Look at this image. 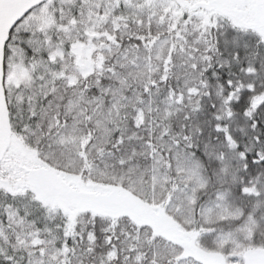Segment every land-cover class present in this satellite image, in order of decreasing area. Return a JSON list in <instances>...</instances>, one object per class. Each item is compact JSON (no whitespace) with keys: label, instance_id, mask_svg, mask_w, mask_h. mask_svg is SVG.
I'll list each match as a JSON object with an SVG mask.
<instances>
[{"label":"snow or ice","instance_id":"snow-or-ice-1","mask_svg":"<svg viewBox=\"0 0 264 264\" xmlns=\"http://www.w3.org/2000/svg\"><path fill=\"white\" fill-rule=\"evenodd\" d=\"M0 264H264V0H0Z\"/></svg>","mask_w":264,"mask_h":264}]
</instances>
